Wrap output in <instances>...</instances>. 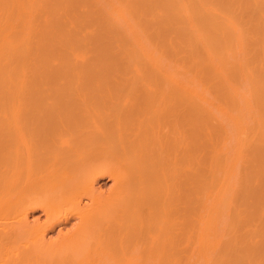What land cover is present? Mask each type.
I'll return each mask as SVG.
<instances>
[{
  "label": "bare ground",
  "instance_id": "6f19581e",
  "mask_svg": "<svg viewBox=\"0 0 264 264\" xmlns=\"http://www.w3.org/2000/svg\"><path fill=\"white\" fill-rule=\"evenodd\" d=\"M0 264H264V0H0Z\"/></svg>",
  "mask_w": 264,
  "mask_h": 264
},
{
  "label": "rangeland",
  "instance_id": "374dc122",
  "mask_svg": "<svg viewBox=\"0 0 264 264\" xmlns=\"http://www.w3.org/2000/svg\"><path fill=\"white\" fill-rule=\"evenodd\" d=\"M105 180H106L105 177H103V178L100 179L101 182H103V181L105 182ZM108 183H109V182L105 183V186H106ZM103 185H104V184H103ZM37 214H39V211H38V210L33 212V215H37ZM70 223H71V221H70L69 223L65 224V225L68 226V225H70ZM56 230H57V227H55V228L53 229V231H51V233H53V232L55 233Z\"/></svg>",
  "mask_w": 264,
  "mask_h": 264
}]
</instances>
